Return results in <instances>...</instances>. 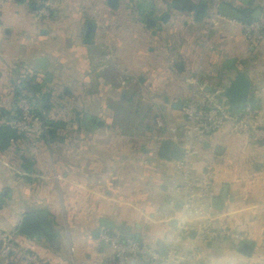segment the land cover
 <instances>
[{
    "label": "crops",
    "instance_id": "crops-1",
    "mask_svg": "<svg viewBox=\"0 0 264 264\" xmlns=\"http://www.w3.org/2000/svg\"><path fill=\"white\" fill-rule=\"evenodd\" d=\"M49 1L54 6L51 15L45 19H34L33 8L26 1L0 6V24L8 27L1 34L0 52L6 57L3 61L10 59L14 62L13 70L16 72L12 77L5 67L0 69V86L11 93V98L6 100L9 95H5L0 97V101L3 105L6 103L3 108L9 107L12 92L20 87L19 79L23 70L32 71L40 81L43 78L48 91L73 89L71 101L78 105L71 115L73 140L57 144L52 151L55 154L51 157V154L43 155L45 151L49 153L48 146H39L38 143L31 147L23 143L19 148L25 151L24 157L31 164L29 170L21 167V152L18 154L12 148L6 153H0V217L6 220L5 223L2 221V225L5 224L6 231L12 232L18 246L38 256L46 264H100L111 254L107 247L99 243L98 236L94 237L95 232L99 234L102 229L100 219L114 221L117 227L124 224L128 227L126 236L141 242L146 237L137 233L132 235V229L139 231L142 228L144 232L152 230L155 239L151 240V246L161 250L160 247L166 246L164 235L171 224L163 217L166 222H156L152 213L148 214L149 224L140 225L136 222L145 212L141 197L137 199L142 203L140 210L130 209L122 220L113 218L122 211L125 213L127 194L122 193L120 187L115 198L108 188L120 183L121 172L117 173L115 169L124 168L133 154L124 145L91 142L96 131L106 130L101 118L102 114L109 112L105 103L115 95L112 85H120L111 82L108 70L114 68L120 74L129 71L128 75L124 74L127 76L126 82L135 79L133 73L140 74L139 83L146 80V75L152 85L163 77L166 87H170V82L173 83L172 88L167 87L166 92H171L177 99L185 98L186 101L190 87L185 80L198 76L207 90L221 94L235 73L240 71L250 81V99L261 109L264 105V47L256 51L247 49L238 26L219 23L207 30V22H203L199 16L205 9V3L210 6V0H186L183 1L186 7L179 6L177 0H152L151 9L145 4L148 0H114L115 6L108 4V0ZM255 1L248 7L252 8ZM231 4L244 7L237 0H231ZM200 5H203V10L197 15ZM130 21L135 29L128 27ZM89 22L94 24L93 43L83 45V35ZM51 23L59 25L63 30L37 31V28H46ZM169 23L175 24L181 31L186 30V33L182 32L186 35V51L176 54L168 50L164 52L165 58L162 61L153 55L152 48L147 50L149 55H144V46L153 40L149 37L169 33ZM195 24L198 29H195L194 34L190 29ZM149 25L158 30L154 32L150 28V31H144L143 28L149 29ZM200 34L202 39L199 38ZM198 38L202 42H198ZM258 56L262 58L261 64L256 61ZM36 57L47 60L46 72L35 70L30 65V61ZM228 60L233 62L227 68L225 64ZM3 61L0 60V63ZM129 62L132 65H128ZM244 62L246 72L241 70ZM53 71L59 74L65 71L70 75L65 77V74L66 79L60 75L57 80ZM46 75H49L48 80ZM185 86L186 94H182ZM151 95V100L156 101L157 95ZM162 100L164 104L167 103L166 95H163ZM84 102L89 104V109L83 106ZM94 121H102L103 127H95ZM260 126L264 129V122ZM224 135H233L235 141L240 143L235 152L230 150L231 156H226L227 145L218 141V137ZM205 160H212L214 167L218 168L215 171L212 199H220L221 204L219 209L213 211L214 223L244 235L243 243H248L252 249L250 255L245 256L239 253L242 243L216 245L228 244L252 264H264V141L254 143L247 136L233 133L227 125L203 140L201 154L195 163L197 172L212 166ZM166 179L168 185V173L165 174ZM161 189L162 197L156 207L162 212L167 210L171 190L169 186H161ZM44 212L48 213L53 231L58 236L46 240L43 237L29 238L18 232L23 216ZM175 214V211L172 212V217ZM114 232L118 233L117 230ZM211 247L212 244L206 245L204 250L209 251ZM21 263L20 259L12 263L0 259V264ZM199 264H210L204 257V251Z\"/></svg>",
    "mask_w": 264,
    "mask_h": 264
},
{
    "label": "built area",
    "instance_id": "built-area-1",
    "mask_svg": "<svg viewBox=\"0 0 264 264\" xmlns=\"http://www.w3.org/2000/svg\"><path fill=\"white\" fill-rule=\"evenodd\" d=\"M22 1L32 5V16L35 19L48 18L54 6L49 0ZM18 2L0 0V5H16ZM221 4H231V0H210L207 30L213 29L219 23L238 26L244 33L248 47L253 51L264 40V8L260 9L258 18L247 25L220 15L217 10ZM125 80L123 76L116 78L120 85H125ZM185 83L191 89L183 108L184 123L178 129L177 137L160 139L172 141L181 152L179 160L167 162L171 167L168 172V186L174 197L168 200L167 210L160 213L171 224V228L164 235L166 251L161 253L151 245L102 228L98 241L111 254L100 264H199L201 250L198 243H243L245 240L241 233L214 223V209L210 201L216 174L209 167L197 172L195 163L201 154L203 140L227 125L233 133L247 136L253 142L264 141V129L257 121V109L248 102L238 106L237 110H232L222 92L220 94L209 91L198 80L188 79ZM15 106L18 115L11 121V128L24 136L31 146L37 145L47 131L39 107L24 97H20ZM144 123L156 132H161L165 127L155 107H151L145 115ZM69 128L68 126L67 129ZM174 211L176 214L172 217ZM0 259L5 263L20 259L21 264H46L44 260L18 246L12 235L1 230Z\"/></svg>",
    "mask_w": 264,
    "mask_h": 264
},
{
    "label": "rangeland",
    "instance_id": "rangeland-1",
    "mask_svg": "<svg viewBox=\"0 0 264 264\" xmlns=\"http://www.w3.org/2000/svg\"><path fill=\"white\" fill-rule=\"evenodd\" d=\"M182 1L186 2V0H182ZM96 3L98 4V2ZM2 5H8V4H2ZM255 7H258L259 9L264 8V0H256L252 6V9ZM99 9L103 10L102 8H99ZM101 10H100V13H101ZM208 10H209L208 4L205 3V9L203 10V13L199 16L203 22L205 21L207 22L206 16H207ZM193 12H195L194 8H193ZM53 23L48 25V27L46 28L44 27L45 29L37 28V31L39 32V30H45L49 32L50 30H52L54 32L55 31L59 32L63 30L62 28L59 27V25H54ZM158 26L161 27L160 25ZM128 27L135 29L133 28L135 26L134 24L131 23V21H130V26ZM191 27L192 28L190 29V31L195 34V29H198V26L195 24V25H192ZM7 28L8 27H5V25L0 24V45L2 44L1 34H3V31L8 30ZM185 29L186 27H184V30ZM100 30L101 28L98 26V31ZM136 30L138 31L137 27H136ZM143 30L144 31L151 30V31L156 32V30L158 29H155L153 26L150 27L149 25V29L143 28ZM167 30L169 32L167 34H161L159 35V37H153V38L149 37L150 39H153V40H151V42L149 41L148 43H146L147 45L144 46L142 53L144 55H149L147 50L148 48H152L153 55H156V58H158L159 61H162L165 58L164 52H168V50L169 52H171L170 50H172V52L176 54H178V52L182 53V51H186V35L183 34V33H186V30L181 31V28H179L173 23L171 24L169 23ZM160 32L161 31H158V33ZM240 33H241L243 41L245 42L247 46V49L250 50V48L248 47L247 41L244 37V33L241 31V29H240ZM202 35L204 34L202 33ZM202 35L201 34L199 35L200 39H202ZM199 38H198V42H202ZM194 39L197 40V38H194ZM261 47H264V40L261 42V44L258 45L257 48H254L253 50L256 51ZM110 49L112 53H114V50L112 48ZM259 57L261 56H258V60L256 61L260 62L261 64L262 58H259ZM5 58L6 57L2 56V53L0 52L1 62ZM129 64L132 65L130 62L128 63V65ZM179 65H182V64H180L179 62ZM14 66H15L14 62L11 61L10 59H8L7 61H3V63H0V69L5 67L6 72L12 77L15 76L16 74V72L13 70ZM111 67H113L112 64H111ZM113 69L114 68H111V70H108L109 71L108 76H110V78L112 79L111 81L112 83L114 81L118 83L115 79L122 75L125 77V79H127V76L125 75H128L129 71H124L123 72L125 74L124 75L122 73L120 74L119 72H116L118 70L114 71ZM54 71L52 72V74L54 75L55 79L60 77V75H61V78L63 79L70 75V73H65V71L62 73L63 75L59 73H55ZM133 74H134L133 76L135 79H130L128 82L125 83V85H117L115 82L114 83L117 86L112 85L113 86L112 89H114L115 95H113V97L105 103V106L109 108V112L108 113L105 112V114H102V117H101L102 120H104V125L107 128L106 130H101L100 132L96 131L93 141L91 140V142L111 144V145L115 144L117 146L124 145L126 146L127 150H132L131 154L133 155H131V158H132L131 161L128 160V163H126L124 168H121L120 170L118 168L115 169V172L117 173L121 172V175H120L121 180L119 181L120 183L116 184L118 187L114 188L116 185H113L108 188V191L110 190L112 193V196L115 198L118 195L117 192L120 189V187H121V192L122 193L125 192L127 194L126 197H127L128 204H127L125 213L122 211L120 215L117 214L113 218H115L116 220H120V219L122 220L126 218L125 214L130 212V209L138 208V210H140L139 209L140 204L142 206V203H139L137 199L141 197L143 199V211H145L146 213L144 212L141 215V217L136 220V222H139L140 225L141 224L147 225L149 224L148 214L150 213H152V215L156 218V222H158L157 220L164 219V218L162 219V215H160L161 211L158 210L156 205L159 203V198L162 197L161 196V192H162L161 186H164L165 188L168 187L167 179L165 180V174L169 172L171 167L170 165H168V163L165 164V162L158 155V151L160 149L161 143L163 142L160 139L168 140L169 136L177 137V131L179 128L182 127L184 123L182 114H183V108L186 103V100L185 98L183 99L175 98V96L172 95L171 92L167 93L166 89L168 86L166 87V82L164 81L163 77H160V78L158 77L159 79L155 81V83L157 82L158 83L155 85H152L149 81H147L148 78L146 75H144L145 73H143V75L145 76L146 80H144L143 83H139L138 81L140 74H137V73H133ZM199 78L200 77L197 76L190 80L200 81L201 78L200 79ZM169 84H170V87L168 88H172L171 84L173 83L170 82ZM189 87H190L189 89H191L190 85ZM3 88L4 87L0 86V97L3 98L5 95L6 96L9 95L6 97V100L8 99V97L11 98V93L9 94L8 89H5V88L3 89ZM42 88H43V91H41V96L44 93H47L49 89V88L46 89L45 84H42ZM72 90L73 89H70V88H61L60 91H57V89L53 91L51 90V93H53V95H51V98L49 101L45 102L42 99H39V103H38L39 107L41 110H44L47 120L62 119L68 122V126L70 127L69 129H66L65 131V134L67 133V137L65 136L66 137L65 140H61V138H56V139H53V141L47 140V142L44 141V142L39 143V146L43 144V146L44 145L48 146L50 149L49 153L47 151H45L44 153L42 152L43 155L45 156L47 154L49 155L51 154L50 157L53 156L55 153L53 154L52 151H54V148L57 144L64 143V142L70 143L72 142L71 140H73V134H71V131H72L71 128H73L71 125L72 124L71 115L78 105L74 104L71 101L73 98L71 94ZM67 91L69 93H67ZM13 92H12V95H13ZM58 92L59 94H56ZM60 92H62V95L60 94ZM152 93L157 95V96L154 95L156 98V101L151 100ZM182 94H186V86L182 88ZM163 95H166V98L168 99L166 104L163 103V100H162ZM5 104L3 105L0 101V109L3 108L2 106H6ZM83 106L85 108L88 107V109L90 107L89 104L85 102ZM172 106H175V108H173ZM151 107H155L158 110V112L160 113L164 121L165 127L163 130H161V132H156L155 130H153L151 127H149L148 125L144 123L145 115L150 111ZM256 109H257V121L259 125L260 123L263 124L264 105L261 109H259L258 107H256ZM218 139H219L218 140L219 142L222 141L223 143L227 145L228 155L226 154V156H231L230 150L231 152H235L237 147L240 144L239 142L235 141V137L233 135H230L229 137L224 135V136H221L220 138L218 137ZM44 150L45 149H43L42 151ZM205 161L206 163L212 165V166H209V168H211L214 172L218 170L217 167H214L212 160H205ZM173 197L174 195L171 192L170 198H173ZM2 221L4 223L6 222L4 217H0V230L9 235H12V232H8L6 231V229H4L5 224L2 225ZM159 223H157V225ZM136 233L146 237V239L142 241L143 243L147 245H152L151 240L155 239L153 237L154 234L152 230L148 232H144L142 228H140L139 231L132 229V235H135ZM216 243H229V241H218V242L212 243V247L209 251L204 250L206 248V244H203V243L197 244L201 250V255L203 254V251H204V257L206 258L207 261L208 260L210 261V264H252L247 258H244L238 255L236 250L234 251L232 248L228 246V244H220L217 246ZM231 243H234V242H231ZM239 257H242V258H239Z\"/></svg>",
    "mask_w": 264,
    "mask_h": 264
},
{
    "label": "water",
    "instance_id": "water-1",
    "mask_svg": "<svg viewBox=\"0 0 264 264\" xmlns=\"http://www.w3.org/2000/svg\"><path fill=\"white\" fill-rule=\"evenodd\" d=\"M22 1V0H18ZM244 7L239 8L233 6L232 4H221L218 7V13L220 15L226 16L230 20H237L249 25L252 21L256 20L259 16L260 9L258 7L248 10L249 4L253 3L254 0H237ZM108 4L115 6L116 2L114 0H108ZM203 10V5H200L196 11L199 15ZM245 11H247L245 13ZM94 37V24L89 22L86 26L82 44L91 45L93 43ZM233 60H228L225 67H229ZM30 65L35 70L46 72L48 70V62L45 58L36 57L30 61ZM46 79H49V75H46ZM250 81L246 75L240 71L236 72L232 79L229 81L227 87L222 91V96L226 103L232 107H238L240 105H245L250 101ZM175 108V107H174ZM95 127H103L102 121H94ZM159 157L166 162L177 161L181 158V152L177 145L170 143L169 141H163L159 150ZM210 204L213 209H219L221 201L220 199H211ZM99 225L101 228H105L110 231L117 230L118 234L121 236H126L128 234V227L124 224L117 227L116 223L107 219H100ZM48 231H50V237L58 236L57 232L53 231V225L51 220L48 218V213H36L32 215H25L21 219V223L18 229L19 233L26 235L27 237H48ZM98 236V232H95L94 237ZM251 246L248 243H242L239 247V253L248 256L251 253Z\"/></svg>",
    "mask_w": 264,
    "mask_h": 264
},
{
    "label": "trees",
    "instance_id": "trees-1",
    "mask_svg": "<svg viewBox=\"0 0 264 264\" xmlns=\"http://www.w3.org/2000/svg\"><path fill=\"white\" fill-rule=\"evenodd\" d=\"M167 1L171 2L172 0H167ZM145 4L150 6L149 9H151L152 0H148V2H146ZM263 30H264V26H263ZM241 66H242L241 70H244V72H246L245 62ZM19 80H20L19 82L20 87L14 89L13 97L11 99V102L9 103V107L7 109L5 108L0 109V153H6L12 148L16 152H18V154H20L19 152H21L22 153L20 157L21 167L23 169L29 170L31 167V164L29 160L24 157L25 151H22V149H20L19 146H21L23 143H25L26 146H31V145L24 136L18 134L14 129L11 128V125H10L11 121L18 115V111L16 110L15 104L20 97H24L28 99L29 101H31L35 106L39 107V104H38L39 99H42L45 102L49 101L53 93H51V91H47V93H44L41 96V91L43 89L42 84H44V82L42 80L41 81L38 80L35 74L30 70H27V71L23 70V73L21 74ZM249 103L254 108L257 107L256 102L254 100L250 99ZM238 108L239 107H235L231 109L237 110ZM40 111L44 119V123L47 126V131H46V134L41 138V140L38 143H41L44 141L47 142V140L53 141V139H56V138H61V140L66 138L67 133L65 134V131L68 127V122L62 119L47 120L44 110L40 109ZM254 143L259 144L261 143V141L254 142ZM0 207H1V202H0ZM109 232L114 233V231H110V230ZM136 240L139 241L138 239ZM166 248H167L166 246L164 248L160 247L161 250H159V252L164 253L166 251Z\"/></svg>",
    "mask_w": 264,
    "mask_h": 264
},
{
    "label": "flooded vegetation",
    "instance_id": "flooded-vegetation-1",
    "mask_svg": "<svg viewBox=\"0 0 264 264\" xmlns=\"http://www.w3.org/2000/svg\"><path fill=\"white\" fill-rule=\"evenodd\" d=\"M176 3L179 5V6H181V7H186V5H185V3L183 2V1H180V0H177L176 1ZM250 10H252V8H250V7H248V10L247 11H249L250 13H252L253 11H250ZM247 11H245V13L247 12ZM165 16L163 17V20H165ZM48 237H43V236H39V237H43V238H45L46 240H49V239H51V237H50V231H48Z\"/></svg>",
    "mask_w": 264,
    "mask_h": 264
}]
</instances>
